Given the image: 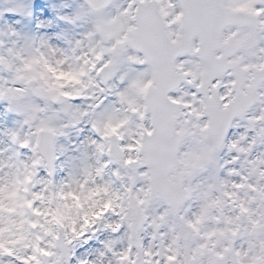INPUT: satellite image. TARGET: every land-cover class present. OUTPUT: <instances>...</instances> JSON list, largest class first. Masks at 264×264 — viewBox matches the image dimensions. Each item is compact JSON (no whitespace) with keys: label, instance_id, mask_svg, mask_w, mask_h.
Here are the masks:
<instances>
[{"label":"clouds","instance_id":"obj_1","mask_svg":"<svg viewBox=\"0 0 264 264\" xmlns=\"http://www.w3.org/2000/svg\"><path fill=\"white\" fill-rule=\"evenodd\" d=\"M123 3L92 12L84 0L89 14L76 22L86 30L62 35L63 46L0 25V101L21 117L0 133V264H264V100L234 117L219 142L197 134L190 117L194 154L176 171L185 198L173 206L144 196L146 222L135 232L126 226L136 195L129 188L138 185L107 153L129 143L135 129L127 106L116 102L114 89L124 86L106 79L111 41L96 30L97 19ZM81 124L95 138L82 144L78 166L61 180L55 168L42 176L49 159L55 165L63 154L61 139ZM208 148L209 158H200ZM105 234L102 247L74 261L81 243Z\"/></svg>","mask_w":264,"mask_h":264},{"label":"snow or ice","instance_id":"obj_2","mask_svg":"<svg viewBox=\"0 0 264 264\" xmlns=\"http://www.w3.org/2000/svg\"><path fill=\"white\" fill-rule=\"evenodd\" d=\"M110 3L87 0L92 12ZM8 11L31 15L24 4ZM88 14L82 6L63 18L75 23ZM96 30L111 41L106 79L124 86L114 89L116 102L127 106L128 126L135 129L129 143L122 140L107 153L138 185L129 188L136 195L126 215L135 232L147 219L144 196L156 194L173 206L186 196L176 171L194 154L189 118L195 117L197 134L219 142L234 117L264 100V0H124L115 15L97 19ZM45 168L54 172L51 158Z\"/></svg>","mask_w":264,"mask_h":264},{"label":"rangeland","instance_id":"obj_3","mask_svg":"<svg viewBox=\"0 0 264 264\" xmlns=\"http://www.w3.org/2000/svg\"><path fill=\"white\" fill-rule=\"evenodd\" d=\"M83 0H0V25H6L14 31H22L26 34H35L38 37H47L51 43L64 45L60 37L79 38L86 30V25L78 21L75 24L69 22L63 17H71L81 11ZM17 4L27 5L31 15H23L8 11ZM113 99V98H109ZM109 100H105L107 104ZM77 105H82L83 100H75ZM7 102L0 101V133L5 129L13 128L20 120L19 112L9 111ZM91 126L81 124L79 131L70 133L67 137L62 138L61 142L64 147L63 154L59 155L55 163V177L61 180L67 175L71 168L78 166L76 158L82 153V144L93 135L90 131ZM233 131H236L233 129ZM232 131V132H233ZM94 137V135H93ZM26 155L30 154L29 150H23ZM41 175L46 176L47 170L42 169ZM107 234L93 238L81 243L75 250L74 261L76 258L86 256L96 248L102 247V242Z\"/></svg>","mask_w":264,"mask_h":264},{"label":"bare ground","instance_id":"obj_4","mask_svg":"<svg viewBox=\"0 0 264 264\" xmlns=\"http://www.w3.org/2000/svg\"><path fill=\"white\" fill-rule=\"evenodd\" d=\"M81 155H79L77 158H76V163L77 164H79V157H80Z\"/></svg>","mask_w":264,"mask_h":264}]
</instances>
